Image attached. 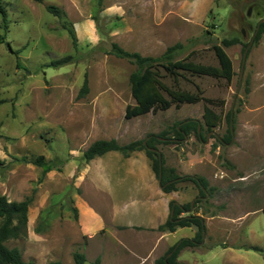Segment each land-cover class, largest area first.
I'll return each instance as SVG.
<instances>
[{"label":"rangeland","instance_id":"1","mask_svg":"<svg viewBox=\"0 0 264 264\" xmlns=\"http://www.w3.org/2000/svg\"><path fill=\"white\" fill-rule=\"evenodd\" d=\"M3 4L7 15L6 22L0 15V196L31 202L27 221L12 219L4 241L9 248H18L24 260L34 264H74L76 252L86 255V264H95L98 258L100 264H153L154 258L168 254L170 248L163 243L156 252L157 237L151 230L117 224L118 207L124 209L116 201L115 189L120 198L133 189L137 192L133 179L122 183L115 179L124 174L125 157L120 152L91 161L84 157L98 140L125 146L167 131V137L155 143L166 168L208 181L205 196L191 181L177 184L178 202L193 204L189 214L203 216L207 226L204 242L182 250L178 262L264 264V34L254 41L264 19V0H103L101 5L97 0H3ZM48 6L57 8L60 16L51 14ZM69 28L76 33V44ZM236 38L239 44L225 47L236 73L230 84L190 75L179 83L181 89L215 101L211 107L222 116L220 126L212 130L204 126V102L125 118L127 106L135 104L130 76L137 66L119 58L114 45L152 57L157 64L189 58L218 66L213 47ZM174 46L179 49L167 57ZM65 57L72 60L51 66ZM86 79L89 92L80 97ZM166 82L174 84L170 78ZM191 119L204 126L203 140L194 132L184 140L174 138V128ZM133 155L146 157L155 175L144 150ZM39 156L53 167L46 175L42 168L22 161ZM100 158L107 164L103 175L109 181L104 188L98 178L94 181L100 177L95 166ZM128 205L130 214L119 222H141L133 216L138 207L132 200ZM189 233L186 228L178 236Z\"/></svg>","mask_w":264,"mask_h":264},{"label":"trees","instance_id":"2","mask_svg":"<svg viewBox=\"0 0 264 264\" xmlns=\"http://www.w3.org/2000/svg\"><path fill=\"white\" fill-rule=\"evenodd\" d=\"M101 5L103 0H97ZM47 10L59 17L60 13L57 8L48 6ZM0 15L3 21L6 22L7 11L4 7L3 0H0ZM74 43L77 42L76 33L73 28L68 29ZM264 34V22L260 25L259 31L254 41H258ZM3 42V39H0ZM239 39L224 40L222 45H215L213 47L217 56L219 65H205L190 61L189 58L178 61H169L166 64H157V61L152 57H143L139 53H129L118 45H114V52L119 58L128 59L137 66V70L130 76L131 92L135 100L134 105H128L126 109L125 118L131 120L137 117L145 116L149 113L157 111H167L172 107H180L183 104H197L199 102L205 103L203 124L207 130H212L222 123V116L217 114L211 107L215 105V101L203 97L200 93H192L181 89L179 86L180 80H187V75L197 77H213L217 79H225L229 84L233 81L236 73L234 64L230 56L227 54L225 47L239 44ZM179 49L174 46L168 49L167 57L171 58L173 53ZM17 54V52H16ZM72 57H65L51 63L53 67H60L68 64ZM20 66V64H18ZM170 78L174 84L169 85L166 79ZM89 92L88 80L86 79L79 96L83 97ZM231 119V115L229 117ZM198 120H186L179 123L174 128V138L177 140H184L192 132L195 133L198 139L203 140L201 128H204ZM168 132L165 131L157 136L151 135L146 142L137 141L125 146L118 144L116 140H98L94 142L88 150L84 153L87 161H91L97 157H101L109 152H120L125 158H129L132 153L144 150L151 160L152 170L158 178L163 191L171 193L177 191V184L184 181L193 182L200 190L201 195H206L208 189V181L202 177L197 176H179L173 169H168L165 166V158L151 149H157L155 143L159 142V138H166ZM232 135L227 137L229 142ZM24 162H30L43 170V175H46L52 170V165L45 161L44 156H39L35 160H28L26 157L22 158ZM161 178V180H160ZM30 200L21 202L10 201L6 196H0V223L5 220L2 227H0V264H34L32 261H26L23 258L22 252L18 248H9L4 241L10 233V225L14 217H18L24 221L28 220V213L30 207ZM192 204L180 205L175 202L171 203V216L167 222L161 225L158 230L160 232L174 233L178 228H195L197 230L194 238H183L176 245L170 248L168 254L157 259L155 264H183L178 262V256L182 250L189 247L199 246L204 242L207 233L206 221L203 216L196 213H190ZM189 215H184V214ZM261 251L260 249H256ZM86 255L80 252L74 254V264H86ZM101 260L98 258L95 264H100ZM49 264H63L60 261H52Z\"/></svg>","mask_w":264,"mask_h":264},{"label":"crops","instance_id":"3","mask_svg":"<svg viewBox=\"0 0 264 264\" xmlns=\"http://www.w3.org/2000/svg\"><path fill=\"white\" fill-rule=\"evenodd\" d=\"M101 159L102 158H100L99 161H95V166L97 167L96 172L98 171V176L100 177H96L94 181L96 183V180L98 178V180L100 181L99 185L101 187L103 186L102 188H104L105 184L108 185L109 180H107V178L104 179L105 175H103V173L105 171L107 172V169L104 165L107 166V164L104 163ZM121 166L126 168L125 171L123 170L124 174L122 176H117L115 179H117V181H120L121 183L123 181H129L128 179H133L135 181V184L137 185V192H135V189H133L132 193L129 194L128 191L127 195H124L125 197H121L122 200L120 201V191L118 192L117 189H115L117 194L116 201L119 204L122 202L121 207L122 209H124V211H122L120 209V206L118 207L119 210L117 214H115L117 224H120L121 226L132 230L136 228H145L151 230L153 233H156V235L154 236L157 237L156 252L161 248V243H163L162 245L166 246L167 248H171L176 245L180 239L193 238V236H195V228H188L190 229L191 233L185 234L184 236H178V234L186 228H178L174 233L158 231V228L161 225L165 224L171 217V203H180L175 197V192L165 193L163 191V188L157 182L155 175H153L146 157L142 155H138V157H136V155H133L129 158H125V161L121 163ZM125 178H127V180ZM131 200L133 205L135 207H138L134 210L133 216L136 220L141 222H135L133 220L134 222L131 221V223L129 224L120 223V218L128 216L130 214V211L127 210H129L131 207V205H128V201ZM145 211L146 214H144ZM137 216L138 218H136ZM144 217L146 219H144ZM141 236L144 240L148 239L143 235ZM152 237L153 236H151L150 238ZM145 260L146 258H143L141 263H143ZM155 261L156 259L154 258L153 264H155Z\"/></svg>","mask_w":264,"mask_h":264},{"label":"water","instance_id":"4","mask_svg":"<svg viewBox=\"0 0 264 264\" xmlns=\"http://www.w3.org/2000/svg\"><path fill=\"white\" fill-rule=\"evenodd\" d=\"M263 22H264V19L261 20V21L259 22L258 30H259L260 25H261ZM251 45H252V42L248 45V47H247V49H246V51H245V54H244V62H243V69H242L241 76L243 75L244 65H245V62H246V59H247V56H248V52H249V49H250ZM145 144H146V142H145ZM151 151L159 153V155H160V159L162 158L161 152H160L158 149H151ZM160 180H161V178H160ZM192 207H193V204H192ZM173 214H174V213H173V211H172V212H171V216H173Z\"/></svg>","mask_w":264,"mask_h":264}]
</instances>
